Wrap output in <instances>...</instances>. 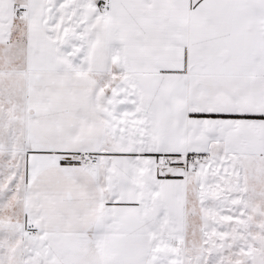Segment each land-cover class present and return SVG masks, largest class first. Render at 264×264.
Returning a JSON list of instances; mask_svg holds the SVG:
<instances>
[{
  "label": "snow or ice",
  "instance_id": "snow-or-ice-1",
  "mask_svg": "<svg viewBox=\"0 0 264 264\" xmlns=\"http://www.w3.org/2000/svg\"><path fill=\"white\" fill-rule=\"evenodd\" d=\"M0 264H264V0H0Z\"/></svg>",
  "mask_w": 264,
  "mask_h": 264
}]
</instances>
